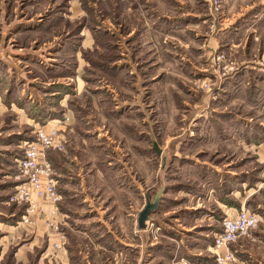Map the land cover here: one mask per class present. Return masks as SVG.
I'll return each mask as SVG.
<instances>
[{
	"label": "rangeland",
	"instance_id": "obj_1",
	"mask_svg": "<svg viewBox=\"0 0 264 264\" xmlns=\"http://www.w3.org/2000/svg\"><path fill=\"white\" fill-rule=\"evenodd\" d=\"M21 18L33 34L3 38ZM39 127L64 144L48 154L56 233L40 214L25 223L16 201L17 160ZM131 154L150 158L146 202L160 198L143 229L140 200L126 235L113 198ZM239 180L240 210L260 224L228 264H264V0H0V264H216L215 200ZM236 194L225 200L238 209Z\"/></svg>",
	"mask_w": 264,
	"mask_h": 264
},
{
	"label": "built area",
	"instance_id": "obj_2",
	"mask_svg": "<svg viewBox=\"0 0 264 264\" xmlns=\"http://www.w3.org/2000/svg\"><path fill=\"white\" fill-rule=\"evenodd\" d=\"M33 134L34 138L24 143L22 154L17 160L19 176L25 181L18 186L16 201L27 204L25 223H32L28 216L40 214L46 227L56 233L59 228L57 215L61 195L48 154L50 151H61L64 144L58 129L39 127L34 129ZM259 224L260 217L246 210L225 217L221 222V231L213 238L215 263L228 264L232 261L229 247L253 232Z\"/></svg>",
	"mask_w": 264,
	"mask_h": 264
},
{
	"label": "crops",
	"instance_id": "obj_3",
	"mask_svg": "<svg viewBox=\"0 0 264 264\" xmlns=\"http://www.w3.org/2000/svg\"><path fill=\"white\" fill-rule=\"evenodd\" d=\"M25 23L28 24V23H31V21H29V20L24 21V18L23 19L21 18L16 23V25H14L13 27L11 24H10V27L9 26L4 27L2 24V37L4 38V37L9 35V36L15 38V37L22 36L25 34H33L32 29H30V30L26 29L24 32V30L22 29V26L18 27L19 25H23V24L26 25ZM19 50H22V49H19ZM3 62H5V61H3ZM15 67H16V65H15ZM15 67L12 66V68H15ZM48 128H52V127H45L46 130H48ZM126 156L128 157V155H126ZM129 157L127 159V162H125V164H130V168L127 171V172H129L128 183L124 187L118 185L116 187V191H115L116 193L114 194V198H113V207L116 206V209H115L116 212L114 211V213L116 215L118 213L123 215V218L121 219V221H118L117 219L115 220L116 227H117L116 232H121L122 234H126V235L128 234L129 229H130V233H132L134 231L135 219H133V218L135 217L136 214H138V212L136 213L135 206L140 203V200H142L143 205L146 203V199H147V197H149V194L146 191V187H148V189L150 187L149 178H148L149 173H150L149 172L150 158L149 157H135L134 154L129 155ZM115 160H117V158ZM134 164L137 166V171L141 172L143 175L144 180H143V183L141 185L135 184ZM222 167L225 170L224 166H222ZM215 168H217L215 181H218V182H216V185L221 186L222 183H225L228 181L227 179H230L228 177L229 173L226 170H225L226 171L225 172L223 169H221L219 167H215ZM115 172L118 173L117 171H115ZM78 176L80 177V179L84 178V177H82L81 173H79ZM194 181H196L195 178H194ZM244 181H246V180H244ZM244 181L243 180L238 181V189H237L238 192H237V194L235 193L236 188L234 191H232V192L230 191L228 194H226L224 196H221V194H220V198L222 199V200H220V202L218 200L219 198H216V197H219V195L216 193V190H214V189L208 190L207 195H208L209 199L216 198L215 203L217 205V208L220 210L219 214L224 215L222 220L225 217H229L231 215H234L237 212V211L236 212L232 211V208L236 209L237 207L232 206L231 203H227V201L225 199L230 198V196H232V195L235 196V194H236L237 200H238L237 201L238 209H236V210H240L242 208V206L246 203L247 199L249 198L247 195V190H246L247 184ZM82 184H83V181L80 180V188H81ZM107 185L109 186L110 183L107 182ZM101 186H102L103 190L108 194V191H109L108 188L110 189V187L107 186L108 188H106V186L104 185L103 182L101 183ZM161 188H162V186H161ZM82 189L83 188H81V191H82ZM136 190H137V193L135 194ZM66 191L73 193V192H71L72 191L71 189L70 190L67 189V190L62 192L63 193L62 194L63 195L62 196L63 202L61 204L60 209H61L62 214H64L65 216H68L72 212L70 210L73 207L72 205H74V204L73 203L70 204L67 202V200L72 199V197L69 195L67 196L65 193H69V192H66ZM81 191H79V192H81ZM214 193H215V195H214ZM109 194H111L110 196L112 197V192ZM124 197H126V201L123 200ZM197 206H198V204H197ZM107 207L104 208V210L102 212H105L107 210ZM249 212L257 214L256 212H253V211H249ZM129 221H130V225L128 223ZM79 233L81 234V232H79ZM240 241H241V239L238 240V242H240Z\"/></svg>",
	"mask_w": 264,
	"mask_h": 264
},
{
	"label": "water",
	"instance_id": "obj_4",
	"mask_svg": "<svg viewBox=\"0 0 264 264\" xmlns=\"http://www.w3.org/2000/svg\"><path fill=\"white\" fill-rule=\"evenodd\" d=\"M159 198L160 193H158L152 203L149 201L146 202L144 209L138 215L137 224L139 229H143L145 227V222L149 219L150 215L155 212L159 203Z\"/></svg>",
	"mask_w": 264,
	"mask_h": 264
},
{
	"label": "trees",
	"instance_id": "obj_5",
	"mask_svg": "<svg viewBox=\"0 0 264 264\" xmlns=\"http://www.w3.org/2000/svg\"><path fill=\"white\" fill-rule=\"evenodd\" d=\"M220 231H221V229H220Z\"/></svg>",
	"mask_w": 264,
	"mask_h": 264
}]
</instances>
